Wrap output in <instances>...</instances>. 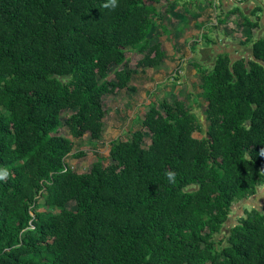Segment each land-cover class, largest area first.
<instances>
[{
	"label": "trees",
	"instance_id": "1",
	"mask_svg": "<svg viewBox=\"0 0 264 264\" xmlns=\"http://www.w3.org/2000/svg\"><path fill=\"white\" fill-rule=\"evenodd\" d=\"M159 1L117 0L110 10L106 0H0V169L9 173L0 180V264H264V195L229 217L264 183L257 19L242 22L251 52L194 63L205 123L182 100L162 99L112 142L108 164L96 157L80 173L65 162L85 133L101 137L102 97L163 61L151 40ZM126 52L140 55L134 68ZM111 65H123L113 81ZM69 108L70 138L58 133Z\"/></svg>",
	"mask_w": 264,
	"mask_h": 264
},
{
	"label": "rangeland",
	"instance_id": "2",
	"mask_svg": "<svg viewBox=\"0 0 264 264\" xmlns=\"http://www.w3.org/2000/svg\"><path fill=\"white\" fill-rule=\"evenodd\" d=\"M173 2H175V0H161V2L157 4L162 16L163 14L167 13L164 12V10L167 9L168 5L172 4ZM178 10H182L180 5L178 6ZM222 17H224L223 13L218 12L215 17L213 15L212 19H210L212 21L216 20L218 22L216 31L211 33V36H216L218 38V44L220 47L221 42L224 41L231 42L233 44H239V42L244 39V34L247 33L244 32V27L241 26L242 16L227 14L224 18V23L220 24L219 19ZM169 18L171 21L170 24L175 25L177 18L172 16ZM224 24L226 25L224 26ZM261 31L263 32V30L257 29V32L260 33L259 36L262 33ZM177 35H179V32H177ZM165 36H169L168 38L171 37V39L174 38V36H172L170 33L169 35ZM261 37H264V32L262 33ZM152 42H154V40H152ZM204 43V41H201V46L202 44L204 45ZM216 47L219 48L217 45ZM229 47L231 46L229 45ZM178 49V52L175 50L174 51L176 53H180L184 50L189 51L188 46ZM125 55L127 58V67L134 68L136 62L140 58V55L133 52H126ZM200 61H202V63L206 62L201 60L199 57L193 59V62ZM191 63L192 61L184 62L183 60L178 64H176L174 61L169 62V64H163L159 68V65L154 68L145 67V73H141L140 69H138L136 73L132 74V77L128 83V87L115 88L110 93H106L102 97V106L105 114L103 118L104 126L101 137L97 140H91L89 138V133H85L82 139L75 141L74 147L71 151L72 153L65 158V162L68 167L76 172H87L90 170L91 165L96 157L103 158L104 165L108 164L110 162L108 154L112 142L116 139H125L130 135L132 130L138 129L140 127V120L144 117V114L150 104L160 102L165 98H163L162 94L166 92L168 93L169 90H171V92L168 93V99L166 98L169 100V102L173 101L174 99L182 100L187 108L194 112L198 117L200 116V118L205 123L202 112L206 103L199 87L201 83V75L195 70ZM122 67L123 65H111L108 69V80L113 81L114 71L116 69H121ZM180 67L184 68L181 72L177 71L180 69ZM206 67L209 68L208 65H206ZM174 70L176 71V75L173 73ZM165 75H167V78H165ZM158 76L162 77V79L158 78ZM73 111V109L69 108L63 109L60 112L61 126L58 133L63 136H67L68 138H70V135L65 125V120ZM201 128L202 129H200V131H195L193 133L195 137L200 138L203 136V127ZM149 143V133L145 131V144L147 145ZM81 152V155L75 156V154H79ZM258 188L260 192L256 195L262 194L260 196L262 197L264 195V183H260ZM44 196L45 192L43 196L39 198V204H42L44 201ZM257 199V196L247 197L234 203L233 210L229 215L231 224L239 215L243 214L244 209H250L252 206H255L254 203L257 202ZM259 200H261V198H259ZM74 205V202L70 201L67 203V208L74 209ZM256 207L264 209L263 204L260 206L256 205ZM46 208L47 206L43 205L38 210H43ZM50 210L51 212H55L58 210V207H50ZM229 225V223L226 225L224 232L228 231ZM222 236L223 233H219L217 239H221Z\"/></svg>",
	"mask_w": 264,
	"mask_h": 264
},
{
	"label": "crops",
	"instance_id": "3",
	"mask_svg": "<svg viewBox=\"0 0 264 264\" xmlns=\"http://www.w3.org/2000/svg\"><path fill=\"white\" fill-rule=\"evenodd\" d=\"M160 2L161 0L158 3ZM158 3L155 4L156 13L152 15L154 25L153 33L151 34V40H154V42H159L164 52V59L158 66V68L161 67L163 64H169V62L174 61L176 64H178L181 63V61L183 60L184 62L192 61L191 64L193 66L194 63H197L198 68L201 66L202 68H207L206 65L211 67L214 64L218 53L228 52L231 56L235 58L240 55L242 56L243 54L251 52V45L241 43L246 39L247 33L244 34V39L241 40L239 44H233L231 42L221 40L224 41L221 42V47L224 48L220 47V45L218 44V38L216 36H211V33L216 31V26L218 25V22L216 20H210L212 19V16L214 15L215 17L218 12L223 13L224 16L219 19L220 24L224 23V18L227 14L242 16V22L244 21V17L249 16L253 20L257 19L259 23L258 28L252 30V35L255 38H259L264 32V0H243L240 3H236L234 2V0H175V2L168 5V10H164V12L167 13L163 14V16L162 14H160L159 6L157 5ZM179 5L182 7V10H178ZM171 16L177 18L175 25L170 24L171 21L169 17ZM242 22L241 26L244 27L242 25ZM225 25L226 24H224V26ZM257 29L263 30V32L261 31L262 33L260 36V33L257 32ZM177 32H179V35H177ZM244 32H248L246 27H244ZM169 33L174 36L173 39H171V37L168 38L169 36H165L169 35ZM201 41L205 42L204 45L202 44V46ZM216 45L219 46V48H217ZM229 45L231 47H229ZM185 46L189 47V51L184 50L180 53L175 52L179 51L178 48H182ZM197 57L206 62H193V59ZM183 69V67H180V69L177 71L181 72L183 71ZM143 70H145V68ZM145 71L143 72L145 73ZM175 72L176 71L174 70V75H176ZM158 78L162 79V77L160 76H158ZM165 78H167V75H165ZM170 92L171 90H169L168 93ZM168 93L166 92L162 94L163 98L165 97V100L168 99ZM259 192L260 191H258L257 193ZM256 194L250 195L248 197L257 196L258 201L260 194Z\"/></svg>",
	"mask_w": 264,
	"mask_h": 264
},
{
	"label": "clouds",
	"instance_id": "4",
	"mask_svg": "<svg viewBox=\"0 0 264 264\" xmlns=\"http://www.w3.org/2000/svg\"><path fill=\"white\" fill-rule=\"evenodd\" d=\"M104 8L115 9L117 7V0H106V3L103 5ZM9 173L7 169H0V180H5L8 177ZM175 173L172 171H167L165 173L166 178L170 183H175Z\"/></svg>",
	"mask_w": 264,
	"mask_h": 264
},
{
	"label": "built area",
	"instance_id": "5",
	"mask_svg": "<svg viewBox=\"0 0 264 264\" xmlns=\"http://www.w3.org/2000/svg\"><path fill=\"white\" fill-rule=\"evenodd\" d=\"M243 0H234V2H236V3H240V2H242Z\"/></svg>",
	"mask_w": 264,
	"mask_h": 264
}]
</instances>
